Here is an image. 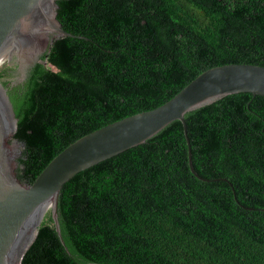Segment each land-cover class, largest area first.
I'll return each mask as SVG.
<instances>
[{
  "label": "trees",
  "instance_id": "trees-1",
  "mask_svg": "<svg viewBox=\"0 0 264 264\" xmlns=\"http://www.w3.org/2000/svg\"><path fill=\"white\" fill-rule=\"evenodd\" d=\"M78 37L44 52L12 140L31 185L79 138L153 110L198 75L264 67V0H60ZM159 139L70 179L57 212L90 264H264V97L228 95ZM241 204H239V203ZM244 207V208H243ZM246 208V209H245ZM248 209V210H247ZM20 264H76L49 214Z\"/></svg>",
  "mask_w": 264,
  "mask_h": 264
},
{
  "label": "water",
  "instance_id": "water-1",
  "mask_svg": "<svg viewBox=\"0 0 264 264\" xmlns=\"http://www.w3.org/2000/svg\"><path fill=\"white\" fill-rule=\"evenodd\" d=\"M58 1L0 0V264H14L26 245L21 261L38 230L29 243L28 236L38 224L39 228L47 212L74 262L90 264L75 253L58 216L57 200L61 189L74 176L159 139L175 121L182 125L190 172L198 180L229 185L225 181L198 176L193 164L188 119L228 95L249 93L264 97V67L239 64L208 69L163 105L79 138L54 157L31 185L23 184L15 172L21 154V144L12 140L16 123L40 74L44 52L54 40L78 37L62 29L56 18ZM13 142L17 146L12 149Z\"/></svg>",
  "mask_w": 264,
  "mask_h": 264
},
{
  "label": "bare ground",
  "instance_id": "bare-ground-1",
  "mask_svg": "<svg viewBox=\"0 0 264 264\" xmlns=\"http://www.w3.org/2000/svg\"><path fill=\"white\" fill-rule=\"evenodd\" d=\"M13 133V127H12V131H11V133H10V135ZM16 143H14L13 142V145H12V149L13 148H16ZM43 218H44V216L42 217V220H43ZM42 222V221H41ZM39 225V224H38ZM38 225H37V227L34 229V231L28 236V243L33 239V237H34V235H35V233L34 232H36V230H37V228H38ZM25 248H26V245L23 247V249L21 250V252H20V254L18 255V257L16 258V260H15V262H14V264H19V262H20V257H21V255H22V252L25 250Z\"/></svg>",
  "mask_w": 264,
  "mask_h": 264
},
{
  "label": "rangeland",
  "instance_id": "rangeland-1",
  "mask_svg": "<svg viewBox=\"0 0 264 264\" xmlns=\"http://www.w3.org/2000/svg\"><path fill=\"white\" fill-rule=\"evenodd\" d=\"M19 150H20V152L22 151V147L20 145H19ZM18 158H19V155H18ZM17 166L18 165H16L15 170L17 169ZM46 214H48V212Z\"/></svg>",
  "mask_w": 264,
  "mask_h": 264
}]
</instances>
